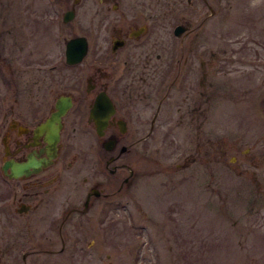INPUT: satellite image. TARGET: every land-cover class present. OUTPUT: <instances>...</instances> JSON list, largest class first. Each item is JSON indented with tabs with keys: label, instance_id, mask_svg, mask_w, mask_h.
Listing matches in <instances>:
<instances>
[{
	"label": "rangeland",
	"instance_id": "374dc122",
	"mask_svg": "<svg viewBox=\"0 0 264 264\" xmlns=\"http://www.w3.org/2000/svg\"><path fill=\"white\" fill-rule=\"evenodd\" d=\"M87 2L65 24V41L94 35L100 25L99 1ZM125 2L120 9L135 2L144 13L156 8L162 70L174 58L186 57L190 67L188 79L171 87L174 96L162 115L166 126L143 129L142 145L133 147L132 182L108 198L109 209L99 201L93 212L72 216L63 252L31 254L24 262L17 246L14 255L1 254L0 264H264V0ZM17 3L3 9L25 31L32 6ZM72 4L68 0L65 10ZM112 4L101 8L111 10ZM181 22L194 37H174L172 28ZM19 28L14 37L27 40L19 38L27 34ZM55 36L52 25L43 37H31L22 55L37 42L34 56H42L44 47L49 65L56 64ZM97 48L93 43L79 68L64 65L63 90L96 66L106 73L104 63L95 62ZM167 78H161V94L170 87ZM82 177L65 178L66 185L76 184L80 200ZM54 243L59 250L57 238Z\"/></svg>",
	"mask_w": 264,
	"mask_h": 264
},
{
	"label": "flooded vegetation",
	"instance_id": "af4514ba",
	"mask_svg": "<svg viewBox=\"0 0 264 264\" xmlns=\"http://www.w3.org/2000/svg\"><path fill=\"white\" fill-rule=\"evenodd\" d=\"M18 1L23 0H0V256L14 255L19 246L25 262L31 254L63 252L72 216L93 212L99 201L101 208L109 209L108 198L123 193L133 180L134 145H142L143 129L166 126L168 120L163 121L162 115L174 96L171 87L188 79L190 67L186 57L174 58L164 71L156 60V8L144 13L135 2L120 9L125 0H110L111 10H102L109 0H97L100 25L92 31L94 35L71 37H84L87 52L80 62L68 64L65 47L71 38L65 41L64 26L77 17V7L87 5V0H72L67 10L68 0H24L25 6H32L25 31L16 27L15 14L3 9ZM52 25L56 64L49 65L44 47L42 56H34L37 42L23 56L29 39L38 33L43 37ZM177 26L182 28L178 35L174 33ZM18 28L27 33L19 38L27 40L14 37ZM172 33L178 39L196 34L183 22ZM95 42V62L104 63L106 73L96 66L93 73L79 74L70 91L63 90L64 65L79 68ZM161 76L171 79L163 94ZM98 98L105 116L100 131L90 112ZM67 176H83L82 200L76 184H65ZM74 193L78 195L73 205ZM54 238L61 243L59 250L54 249ZM44 242V248H33Z\"/></svg>",
	"mask_w": 264,
	"mask_h": 264
},
{
	"label": "water",
	"instance_id": "95a60500",
	"mask_svg": "<svg viewBox=\"0 0 264 264\" xmlns=\"http://www.w3.org/2000/svg\"><path fill=\"white\" fill-rule=\"evenodd\" d=\"M181 26H177L174 30V33L178 35L181 32ZM87 52L86 39L84 37H74L69 39L66 42L65 47V56L66 62L68 64L78 63L82 60ZM99 102L91 109V117L95 119L98 130L104 126L105 116L102 113V104ZM51 130V129H50ZM51 132V131H50ZM55 133V132H54ZM53 133V137H56V134ZM18 171L22 170V166L16 167Z\"/></svg>",
	"mask_w": 264,
	"mask_h": 264
}]
</instances>
